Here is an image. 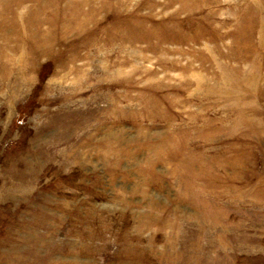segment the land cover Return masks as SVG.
Masks as SVG:
<instances>
[{"label": "rangeland", "instance_id": "374dc122", "mask_svg": "<svg viewBox=\"0 0 264 264\" xmlns=\"http://www.w3.org/2000/svg\"><path fill=\"white\" fill-rule=\"evenodd\" d=\"M0 264H264V0H0Z\"/></svg>", "mask_w": 264, "mask_h": 264}]
</instances>
